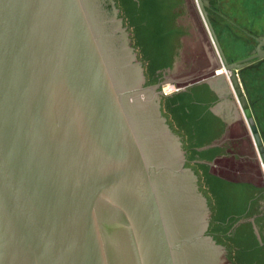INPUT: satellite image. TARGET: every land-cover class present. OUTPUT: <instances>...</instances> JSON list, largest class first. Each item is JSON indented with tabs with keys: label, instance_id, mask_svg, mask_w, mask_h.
<instances>
[{
	"label": "water",
	"instance_id": "water-1",
	"mask_svg": "<svg viewBox=\"0 0 264 264\" xmlns=\"http://www.w3.org/2000/svg\"><path fill=\"white\" fill-rule=\"evenodd\" d=\"M239 80L264 36L227 62ZM192 0H0V264H264V175Z\"/></svg>",
	"mask_w": 264,
	"mask_h": 264
},
{
	"label": "crops",
	"instance_id": "crops-1",
	"mask_svg": "<svg viewBox=\"0 0 264 264\" xmlns=\"http://www.w3.org/2000/svg\"><path fill=\"white\" fill-rule=\"evenodd\" d=\"M215 1L219 8L216 7L212 10V13L215 16L212 22V28L218 43H220L219 46L223 55L229 63L246 58L251 54L250 46L254 47L256 45L251 36H264V0H245L242 3V7L237 10H231L226 7V4L224 5V1L226 0ZM211 51L218 61L219 57L217 52L213 51L212 48ZM219 68L213 71L215 75L204 79L201 78L199 81L181 87L179 91L172 94H177L191 86L223 75L234 103L236 104V109L243 119L245 130L249 134L254 152L263 173L264 167H262L261 158L255 146L247 120L236 99L228 78L225 77L224 74L216 73ZM240 83L242 91L248 99L255 124L264 137V61L257 68L242 71L240 75ZM168 85L176 87L175 82ZM169 95H171V93L164 96Z\"/></svg>",
	"mask_w": 264,
	"mask_h": 264
},
{
	"label": "rangeland",
	"instance_id": "rangeland-1",
	"mask_svg": "<svg viewBox=\"0 0 264 264\" xmlns=\"http://www.w3.org/2000/svg\"><path fill=\"white\" fill-rule=\"evenodd\" d=\"M244 1L245 0H226V1H224V5L226 4V7L230 8L231 10L232 9L233 10H237V9H240L242 7V3ZM203 2L207 6L206 7V11L208 13V18L210 20V23L212 25V22H213V20L215 18L214 14L212 13V10L214 8H216V7L219 8V6H217L215 0H203ZM192 3H193L194 8L198 11V13L200 15V23H201L202 27L205 29V36L209 39L210 47L212 48L213 51H216V49L214 47V43H213V41L211 39V36H210V34L208 32V29L206 27L205 21L203 19V16L201 15V12H200V10L198 8L197 1L196 0H192ZM252 50H253V47L250 46V53L252 52ZM218 63L220 64V68H221V61L219 60V58H218ZM219 73H220V71H219ZM223 74H224L225 77H227L226 73H223ZM161 89H162L163 96L167 95V94H170V93L172 94V93L177 92V91L180 90V88L173 87L172 85L162 86Z\"/></svg>",
	"mask_w": 264,
	"mask_h": 264
},
{
	"label": "bare ground",
	"instance_id": "bare-ground-1",
	"mask_svg": "<svg viewBox=\"0 0 264 264\" xmlns=\"http://www.w3.org/2000/svg\"><path fill=\"white\" fill-rule=\"evenodd\" d=\"M205 4V3H204ZM206 5V4H205ZM213 41V40H212ZM214 43V42H213ZM220 44V43H219ZM214 47H215V44H214ZM215 49H216V47H215ZM216 52H217V54H218V51H217V49H216ZM218 57H219V54H218ZM219 60L221 61V59H220V57H219ZM220 71V73H219V71ZM217 70V74H223V73H226L227 74V76H228V73L224 70V67L221 65V68L220 69H218ZM216 74V75H217ZM238 80H239V84H240V87H241V89H242V86H241V83H240V79L238 78Z\"/></svg>",
	"mask_w": 264,
	"mask_h": 264
},
{
	"label": "built area",
	"instance_id": "built-area-1",
	"mask_svg": "<svg viewBox=\"0 0 264 264\" xmlns=\"http://www.w3.org/2000/svg\"><path fill=\"white\" fill-rule=\"evenodd\" d=\"M262 167H264V165L262 164ZM263 175H264V169H263Z\"/></svg>",
	"mask_w": 264,
	"mask_h": 264
}]
</instances>
